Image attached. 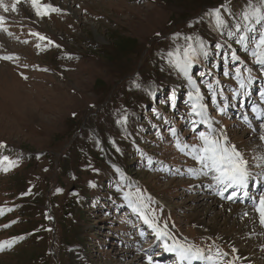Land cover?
I'll return each mask as SVG.
<instances>
[{"label":"rangeland","instance_id":"1","mask_svg":"<svg viewBox=\"0 0 264 264\" xmlns=\"http://www.w3.org/2000/svg\"><path fill=\"white\" fill-rule=\"evenodd\" d=\"M4 2L10 9L15 0ZM42 2L59 10L37 16L30 0H20L16 12L0 9V15L5 16L0 23V141L7 145L0 148V156L19 161V166L8 172L0 170V208L5 210L0 215V242L23 237L10 249L0 251V264H147L146 254L151 253L154 264H178L174 253L168 259L161 255L162 245L127 206L118 185L124 191L139 188L145 197L150 196V207L156 210L158 221L161 225L166 222L168 230L182 242L194 243L206 254L209 247L212 253L219 248L228 253L225 259L246 264L238 252L252 240L244 229L238 230L245 214L221 226L233 238L225 243H219L218 236L206 235L194 221L199 209H194L190 195H201L202 188L210 200L217 202L218 197L207 190L210 177H204L201 187L194 185L203 178L199 177V166L190 155L177 150L175 137L169 132L174 127L181 140L198 143L187 118V93L193 85L167 62V57L177 48L182 55L187 36L199 37L210 45L207 58L199 57L191 69L192 78L205 95L209 115L224 126L230 143L250 163H264L260 159L264 157V141L259 139V125L264 121L251 112L252 105L261 104L264 68L236 43L243 32V28L238 32L236 25L260 27L255 18L245 22L243 15L260 7L261 0H253L254 4L250 0ZM215 8H221L225 27H230L226 33L218 31L216 38L221 43L217 44L224 46L219 51L208 31H216L207 15ZM35 32L47 40L31 34ZM231 50L240 57L236 63L231 62ZM226 53L227 65L222 58ZM6 56L12 59L2 58ZM236 67L251 70L253 82L245 89H239L233 79ZM225 71L232 75L225 76ZM209 72L211 75H200ZM142 74L146 78L139 81ZM154 78L162 84L155 85ZM214 80L219 81L216 90H223L229 104L224 114L213 107L205 87ZM173 89L174 104L168 100ZM109 101L110 106L103 108ZM141 107L145 112L140 113L139 122L146 125L136 144L129 114ZM125 110L128 122L121 126L117 120ZM199 130L205 129L201 126ZM148 157L153 160L151 168ZM259 170L253 168L254 178H259L255 182L261 184L259 190L252 184L249 188L250 196L257 198L264 191V178L256 172ZM90 181L97 185V194L84 202L79 190ZM226 201L231 200H218ZM245 204L253 205V201L247 198ZM80 207L85 209L84 220L77 218ZM218 211L220 207L210 211L205 222L211 224V216ZM79 241L85 249L75 247ZM257 260L264 264V255Z\"/></svg>","mask_w":264,"mask_h":264},{"label":"snow or ice","instance_id":"2","mask_svg":"<svg viewBox=\"0 0 264 264\" xmlns=\"http://www.w3.org/2000/svg\"><path fill=\"white\" fill-rule=\"evenodd\" d=\"M18 3H20V0H15L9 9V6L4 0H0V9H2L4 13L10 10L16 12ZM30 3L36 15L40 17L49 16L52 12L59 10L51 4H44L42 0H30ZM221 7H223V5ZM207 15L213 19L218 31L225 27L227 21L222 15L221 8L211 9ZM252 18H255V24L260 25V27L249 26L248 23L236 25V30L238 32L243 28V32L239 35L236 43L241 45L246 52H249L255 64L264 68V0H261L260 7L252 8L250 12H246L243 15V20L245 22H249ZM4 20L5 16L0 15V23ZM31 34L37 36L42 41L47 40V38L39 32ZM159 35L160 34L157 33V36ZM229 35H232V33H229ZM184 39L185 46L183 47L182 55L180 49L177 48L175 52H169L167 62L172 67L176 68L180 74L186 77L189 84L193 85L192 90L187 93L186 103L189 107L187 118L191 124V131L195 133L194 139L197 140L198 143H188L185 140H181L177 130L173 127L169 129V132L175 137V147L178 151L191 156L199 166V175L210 177V185L217 189L216 195L227 200L238 199L241 195L251 199L254 209L259 216V222L264 226V191L260 192L258 198L252 197L249 194L250 183L254 187H259V184L254 181L253 168L264 169V163H250L238 147L230 143L224 126L220 125L219 121H214L209 115V106L205 102V95L191 75V69L198 62L199 57L207 58L209 53L201 38L187 36ZM48 43L53 42L49 40ZM57 47L59 46L57 45ZM223 47L224 46L220 44L216 45L218 51ZM2 58L6 60L12 59V57L7 56ZM222 58L225 65H227L229 53L224 54ZM230 58L232 63H236L240 59L234 50L230 51ZM215 66L216 65H214V67ZM200 75L203 77L205 75H211V73H200ZM224 75L229 76L232 75V73L225 71ZM24 78L26 79V77ZM233 79L238 84L239 89H245L253 82L251 70L244 69L242 71L240 67L234 69ZM218 84L219 81L214 80L213 82H206L205 87L208 89V94L211 96L213 107H215L219 113L224 114L229 104L227 103V98L223 94V90H216L215 85ZM136 87L139 88L141 85L137 84ZM146 91H148V94L151 96L155 95L154 92L148 89H146ZM233 95H238V92H234ZM218 96L220 100L217 99ZM260 97L261 104L252 105L251 112L256 116L257 120L264 121V107L261 106L264 105V90H261ZM175 99V89H173L168 100L174 104ZM221 101H223V103H221ZM156 115L159 117L160 113L156 112ZM244 119L245 121L248 120L247 115ZM127 122L128 115L127 110H125V114L117 120V124L126 126ZM201 126H203L205 130H199ZM259 129V139L264 141V122L260 123ZM157 135H159V132ZM114 143L115 142H113V144ZM0 148H7V145L0 141ZM116 150L119 151V148ZM260 159L264 160V157ZM147 165L149 168L152 167L153 160L151 157L147 158ZM18 166V160H13L8 155L0 156V170L8 172ZM94 171L98 170L94 169ZM189 171L195 173L197 170L190 169ZM121 179L123 180L124 178L121 177ZM89 186L95 187L96 185L90 181ZM128 187L130 189L131 185ZM57 191L60 192L62 190L57 189ZM117 191L123 193V198L127 201V206L149 229H151L155 235V239L162 245L163 250L168 253H174L180 264H196V262L203 261H207V264H234L233 260L225 259L228 253L219 248L216 249L215 253H212V249L209 247L208 254H206L204 248L194 243H188L186 240L182 242L168 230V224L166 222L161 225L155 216L156 210L150 207L151 197H145L144 193L139 188H136L135 192L130 190L124 191V188L118 185ZM225 193H227V195H225ZM73 194L76 195V193ZM4 211L3 208H0V215H3ZM8 211H12V209H8ZM245 215H247V213H245ZM140 235L143 237L145 233L142 231ZM20 239H23V237H14L7 241L0 242V251L10 249ZM233 251H235V249H233ZM153 256L154 253L146 254L145 258L147 264H154Z\"/></svg>","mask_w":264,"mask_h":264},{"label":"bare ground","instance_id":"3","mask_svg":"<svg viewBox=\"0 0 264 264\" xmlns=\"http://www.w3.org/2000/svg\"><path fill=\"white\" fill-rule=\"evenodd\" d=\"M252 139L254 140V137ZM250 146L253 147V144L252 145L250 144ZM263 171L264 169L261 168L259 172L258 171L256 172L257 174L261 172V175L264 178ZM199 177H202V175H199ZM207 181H208L207 184H210V179H208ZM203 182H205L204 176L203 178L198 179L197 183H195L194 185L201 187L199 183H203ZM208 187H212V186H207V188ZM193 191L195 193L197 192V190H193ZM199 191H201L200 192L201 195H199L200 197L198 195H190V200H193L196 205L194 209L195 210L199 209L198 213H196V216H194V221H197V225H199L201 229L203 228L206 230V235L210 237L218 236L219 237L218 240L220 241L219 243H225V242H230V241L232 242L233 238L230 236H227L224 230L225 225H227L226 223L230 220L234 222V219L241 217L242 214L247 213V215H243L245 216V218H240L239 220L240 226L238 230L244 229V234H247L250 239L252 238V240L249 242L244 241L245 242L244 248L239 247L238 249L240 251L238 252L241 256H244V258L242 259L243 261L245 260L246 264H256V263L260 264V262L257 259L261 257L262 255H264V243H263L264 242V226L260 224L258 220L259 216L256 213L254 206L252 204L246 205V204L241 203L242 200L240 199L242 198V196H240V198L237 199L239 200L238 202H234L235 199H233L232 201L230 202L226 201L227 203L223 204L222 202H218V200L220 199V196H218L217 198L218 200L216 202V201L210 200V197L208 195H205V193L207 192L206 190H202L201 188L199 189ZM213 191L214 190H212V195H216V193ZM217 204H220V206H217ZM217 207H220V211H218L217 213H214L215 215L213 214L211 216L213 219V222L211 224L210 223L207 224L204 220V217L207 216L210 211L211 212L214 211ZM226 211H228L229 215L226 214ZM198 215H202L203 218L202 219L198 218ZM221 220H223V223L221 222ZM257 221L259 223L257 226L258 228L256 227ZM223 225L224 227H221ZM237 243L238 242H234V245H237ZM255 247L256 249L259 248V250H256ZM253 249H255L257 256L256 254L253 255ZM161 255L165 259H168L171 253L164 251ZM178 264H180V262Z\"/></svg>","mask_w":264,"mask_h":264},{"label":"trees","instance_id":"4","mask_svg":"<svg viewBox=\"0 0 264 264\" xmlns=\"http://www.w3.org/2000/svg\"><path fill=\"white\" fill-rule=\"evenodd\" d=\"M251 1V3L252 4H254V2H253V0H250ZM238 5H241L240 4V2H239V4ZM227 30H230V27L229 28H226V27H224V28H222L221 29V33L222 32H224V33H226L227 32ZM208 31L210 32V38L212 39L211 40V42H215V44H217V43H221L220 42V40H218L217 38H216V36H217V34H218V30H217V28H216V31H213V30H209L208 29ZM160 43V42H159ZM159 46H162V44H160ZM205 46H206V48H207V46L208 47H210V45H208V44H206L205 43ZM140 70H138V72H139ZM159 71V70H158ZM127 75V74H126ZM126 75H124V76H122L121 78H123V77H125ZM146 77L142 74V76L141 77H139L138 78V80L140 81V79L141 80H144ZM127 80V79H126ZM154 82H155V85H157V84H162V82H160L159 81V79L158 78H154ZM154 85V86H155ZM121 86H122V83H120L119 84V89L121 88ZM117 89V88H116ZM116 89H115V91H114V93L116 92ZM113 93V94H114ZM115 96H116V94H114ZM112 96L111 97V100L115 97V96ZM151 101V99L148 101V102H150ZM111 102L112 101H109V102H107L106 103V105L103 107V108H108L109 106H110V104H111ZM145 112V109H143L142 107L141 108H137V109H133L131 112H130V117L132 118V123L131 124H129L130 125V131H131V135H133V137L135 138V142H136V144L140 141V139H142L140 136H139V134L141 133L142 134V129H143V127H145V121H140L139 122V115H140V113L141 112ZM138 126H139V128H138ZM128 147V146H127ZM69 149V148H68ZM106 149V148H105ZM105 149H103V150H105ZM105 152H106V150H105ZM97 194V185L95 186V187H90V186H87L86 188H84V189H82V190H79V195L81 196V197H83V201L84 202H86L85 201V199H91V198H94L95 197V195ZM85 215V209H83L82 207H80V208H78L77 209V218L79 219V220H84V219H86V217L84 216ZM95 236H97V235H95ZM82 244V241H79V243L78 244H76L75 245V247H77V248H84L85 249V247L83 246V245H81ZM43 263H45V261H42Z\"/></svg>","mask_w":264,"mask_h":264}]
</instances>
